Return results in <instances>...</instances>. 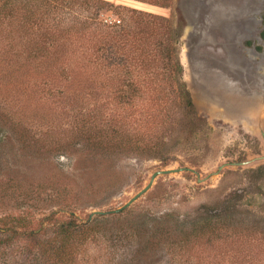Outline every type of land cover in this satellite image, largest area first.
Here are the masks:
<instances>
[{
  "label": "rangeland",
  "instance_id": "rangeland-1",
  "mask_svg": "<svg viewBox=\"0 0 264 264\" xmlns=\"http://www.w3.org/2000/svg\"><path fill=\"white\" fill-rule=\"evenodd\" d=\"M101 1L109 6L97 10L86 3L64 9L68 26L77 20L79 26L114 27L127 20L131 30L141 29L145 22L127 10L180 26L181 79L201 124L189 133L182 113L169 104L158 116L167 118L166 123L157 130L166 146H150V131L140 128V122L127 126V132L106 124L109 117L91 124L82 121L89 120L92 106L98 107L88 89L80 91L82 102L71 105L72 110L60 109L59 97L29 99L32 83L20 84L18 79L11 85L9 55L4 54L10 49L7 37L19 42L13 43L19 52L29 49L28 36L8 25L11 18L19 22L26 15L0 14V221L24 218L31 230L43 231V240L61 238L60 225L86 224L77 230L82 247L71 264H235L236 257L245 258L237 264H264V178L251 173L264 165V0ZM93 15L95 22L87 20ZM35 17L52 20L57 13ZM103 101L104 94L99 104ZM23 104L29 110L43 107L47 119L24 118ZM79 121L86 123L84 131L73 128ZM127 134L145 135L149 146H140L147 148L144 153L129 151L122 142ZM180 168L188 171L157 176L148 191L118 213L89 219L95 211L121 209L154 172ZM238 200L239 211L262 221L258 233L246 234L247 243L213 228L205 237L187 241L176 229V221L189 224L205 211ZM21 241L13 238L10 244ZM40 247L25 251L14 264H57Z\"/></svg>",
  "mask_w": 264,
  "mask_h": 264
},
{
  "label": "trees",
  "instance_id": "trees-1",
  "mask_svg": "<svg viewBox=\"0 0 264 264\" xmlns=\"http://www.w3.org/2000/svg\"><path fill=\"white\" fill-rule=\"evenodd\" d=\"M86 3L96 6L97 10L109 6L101 0H3L0 5V14L3 16L12 17L11 15L20 11L26 15L24 20L19 22H14L15 19L11 18L8 25L10 24L14 33L16 30L24 38L28 36L29 44L28 50L22 48V52H19L14 48L19 42L7 37L10 49L4 54L7 57L9 55L7 68L11 70L7 78L9 82L12 81L11 85H15L18 79L20 84L32 83L34 92L28 93L29 99L32 96H39L38 100L59 97L61 101L57 102V106L70 110L73 109L71 105H80V97L83 95L81 92L88 89L94 95L93 98L89 96L90 101L97 102L98 107L93 109L92 106L91 117L82 121L91 124L109 117L105 123H114L121 131H127V126L140 122V128L150 131V146H166L158 137L157 130L166 123L167 118L161 119L158 116L169 104L175 105L182 113L185 125L189 126V133H195L201 121L197 118L190 94L181 79L183 70L178 58L180 26L174 24L171 19L134 10L127 11L145 22L138 30H131L127 20L121 26L114 27L98 23L96 28H90L85 22L79 26L77 20H73L68 26L64 9L70 11L71 8ZM49 12L57 13V17L52 20L35 17L39 13L43 16ZM88 18L90 22L97 19L96 15ZM262 36L264 37V33ZM9 53H13L15 57ZM18 64L23 66L20 70L14 69ZM103 76L106 78L101 82ZM76 85L79 89H76ZM61 86L66 87V90H60ZM41 87L44 89L38 93ZM103 94L104 101L99 104ZM22 106L24 118L45 120L48 117L47 110L44 111L43 107L29 110L26 105ZM52 110L56 111V107ZM103 111L108 112L106 116H103ZM139 117L141 119L134 123ZM85 122L79 121L73 128L78 132L84 131ZM125 138L127 140L122 139V142H125V146H128L132 153H144L147 148L143 150L140 146H149L145 135L127 134ZM134 146L138 148H132ZM153 150L150 149L152 156ZM154 153L159 157L165 156L164 153ZM251 173L257 179L264 178V165ZM240 201L227 208L205 211L189 224L176 221V229L187 241L205 237L213 228L220 232H231L236 238L247 243L249 241L246 234L258 233L262 221H253L254 219L239 211ZM29 225L21 217L10 216L0 221V264H14L15 259L25 254V251H33L32 248H36L38 244L42 245L41 252L46 254L49 260L57 264H71L76 252L82 247L77 238V230L87 228L86 224H63L58 226L62 231L61 238L43 240V231L37 228L31 230ZM240 227L245 229L239 230ZM20 237L23 241L10 244L11 239ZM37 238L42 241L38 242ZM31 242L32 245L29 246ZM244 259L236 257L235 264ZM245 263L252 264V261Z\"/></svg>",
  "mask_w": 264,
  "mask_h": 264
},
{
  "label": "water",
  "instance_id": "water-1",
  "mask_svg": "<svg viewBox=\"0 0 264 264\" xmlns=\"http://www.w3.org/2000/svg\"><path fill=\"white\" fill-rule=\"evenodd\" d=\"M247 163H248V161L247 162H242V163H236L234 165L240 166V165H244V164H247ZM222 168H223V165L218 167L217 170L219 171ZM181 171H188V169L180 168V169H176V170H161V171L154 172L151 175L148 184L138 194H136L128 203H126L121 209H117V210H114V211H108V212L95 211V212H92L89 215V219H91L93 216H103V215H109V214H112V213H118L122 209H124V208L128 207L130 204H132L135 200H137L146 191H148L149 188L152 186V184H153V182H154V180L156 179L157 176L166 175V174H170V173H178V172H181ZM196 175L198 176V174H196ZM198 181H202V180L198 179Z\"/></svg>",
  "mask_w": 264,
  "mask_h": 264
},
{
  "label": "flooded vegetation",
  "instance_id": "flooded-vegetation-1",
  "mask_svg": "<svg viewBox=\"0 0 264 264\" xmlns=\"http://www.w3.org/2000/svg\"><path fill=\"white\" fill-rule=\"evenodd\" d=\"M262 33H264V31L261 32L260 37H261L262 40H264V37L262 36Z\"/></svg>",
  "mask_w": 264,
  "mask_h": 264
}]
</instances>
